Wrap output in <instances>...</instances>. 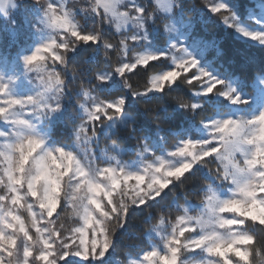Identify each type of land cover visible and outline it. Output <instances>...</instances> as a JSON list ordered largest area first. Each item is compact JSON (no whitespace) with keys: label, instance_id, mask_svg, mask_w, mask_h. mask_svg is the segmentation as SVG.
Segmentation results:
<instances>
[{"label":"snow or ice","instance_id":"6c2138e0","mask_svg":"<svg viewBox=\"0 0 264 264\" xmlns=\"http://www.w3.org/2000/svg\"><path fill=\"white\" fill-rule=\"evenodd\" d=\"M112 2L115 3V0ZM35 3L38 4V0H35ZM118 4H115L114 8H107L96 3L91 9L92 12L96 13L97 9H103V17H99L97 23L102 24L105 18L111 20L116 17L121 24L132 22L138 30H143L144 22L149 19L146 9L133 4L130 11L119 13L117 11ZM204 6L209 7L214 14L222 16L223 21L229 26H236L235 13L225 3L209 0V4ZM45 14L57 29L58 38H53L51 42L45 43L36 48L32 54L24 57L25 65L29 66L30 71L33 65L39 69L37 79L43 86V90L35 96L18 99L8 95L9 85L0 80V119L8 121L14 126L16 137L13 141L4 143L7 145L6 149L0 146V152L3 153L0 154V165L3 166L0 184H3L6 189L4 194H0V212L4 216V219L0 220V264H9L8 257L13 250L20 246L16 237H9L4 229L19 231L24 234L26 242L32 239L15 207L21 205V201H24L25 197L32 199L31 203H26V201L25 203L26 208L34 217L33 229L37 233L41 231L39 227L41 217L36 215L37 210L34 206L38 205V210L42 215L51 218L61 205V192L66 180L71 182L72 195L63 197L65 204H71L75 208L73 201L77 198V194L86 191L89 213L81 218L78 225L72 228L66 237L62 238L59 232L55 233V240L46 236L42 240L43 249L40 253L36 254L30 248L24 247L23 255L26 264H32L33 258H36L39 264H59L61 260L73 254L85 260L89 257L102 258L112 247L113 238L103 231L101 234L107 242L102 243L101 248L92 251H89L85 246V238L89 235L90 229L97 227L103 229V221L99 219L97 209L103 210L102 214L105 218L111 215L104 208V203L111 200L117 190L124 186L122 182H140L136 185L137 190L142 188L145 183L147 184L150 189L149 198L138 197L133 206L139 207L161 196L171 184L183 183L186 174L197 164L208 167L209 162H213L206 159L210 157L218 159V166L215 169L208 167L209 172L218 181H230L234 184V195L232 198L221 199L212 190L211 184H205L208 191L203 193L205 197L202 201L204 212L196 216H188L187 210H185L184 215L178 216L177 227L167 239V251L161 252L156 249L147 251L144 253L143 260L147 264H183L182 250L204 249L207 254L217 258L208 261V264H254V257L250 259V249L260 242L261 234H264V216L261 215V212H264V127L260 128L258 137H252L246 141H241L240 137L241 130L247 124L259 122L264 125V112L255 116L252 121L244 119L209 121L206 126L213 130L211 140L200 142L187 139L181 141L174 151L169 152L172 157L183 158V162L179 166L165 167L164 159L153 153L152 161L142 172L124 173L111 166L98 169L101 180L97 183L91 178L89 166L78 159L72 151L65 150L63 147L44 150V139L35 132L34 125L28 119L22 118L21 115V113H26L34 118L47 119L51 114L62 109L63 105L59 103H44L43 100L48 93L65 90L67 73H71L74 79L81 75L74 70H69L71 64L68 62L70 53L74 52L81 44L102 42L105 49L104 55L112 64V71L124 78L126 88L134 96L147 95L153 91L163 93L170 85L181 80L182 73H191L190 76H183L182 81L190 86L194 85L193 80L200 81L204 95L213 93L215 89L217 94L229 98L233 103L244 104L250 101L244 100L239 94L234 96L235 89L225 90L221 87L225 81L200 67L199 60L188 53L186 45L181 41L173 42L167 53L159 55L139 53L133 61L121 60L118 66L113 67L110 53L114 52L118 45L105 39L100 28L84 31L80 26L73 24L74 17L70 16L68 12H62L52 0H49ZM166 20L168 19H162L161 25L167 29V25L164 24ZM170 31H174V27ZM239 31L243 32L245 36L264 43V33L248 32L243 28H240ZM147 39L146 34L134 32L131 36H125L120 44L127 52L129 51V40L138 42L147 41ZM173 53H182L185 58L181 59L174 69L164 71L162 75L151 76L150 80L144 84L143 90H140L139 86L134 87L129 82L126 74L132 73L138 65L147 67L150 61L167 58ZM92 76L95 83H88V85L93 91H96L99 84L107 82L110 73L104 70L94 71ZM82 95L88 98L87 103L79 104L86 119L76 128L75 135L78 141L91 145L99 142L97 125L101 127L102 121L123 116L126 99L89 97L87 92H82ZM169 98L183 109L195 110L200 107L199 104L192 103L182 96L169 93ZM150 105H155V108H150ZM142 106L145 110H150L149 112L153 110L158 112L163 107L162 104H144ZM201 122L204 123V118L201 119ZM4 135L3 132H0V136ZM256 141L261 143L258 144L251 156H246L243 161L234 162L231 155L233 149L243 153L241 143L253 144ZM144 143L145 152H150L148 142ZM149 170L152 172L151 178L146 175ZM21 191H23V195ZM112 202L114 203V201ZM5 205L6 209L3 207ZM66 210L67 208L64 207L63 212ZM57 216H59L58 213ZM127 217V210L117 212L112 216L117 220L119 229L127 223ZM94 219L96 223L93 222ZM248 221L252 223H247ZM257 224L261 227L253 232ZM249 225L253 226L252 230H248ZM234 228L231 241L222 238L220 230ZM197 231L201 234L194 236L193 233ZM185 233H192V235L186 237ZM57 243L60 244L59 248L56 247ZM241 245L246 247L242 248Z\"/></svg>","mask_w":264,"mask_h":264},{"label":"trees","instance_id":"16d2710c","mask_svg":"<svg viewBox=\"0 0 264 264\" xmlns=\"http://www.w3.org/2000/svg\"><path fill=\"white\" fill-rule=\"evenodd\" d=\"M178 1L184 20L194 21L189 42L199 44L203 48L199 61L200 66L205 65L220 76L225 81V84L221 86L225 90H228L234 83L241 93L254 95L257 87L264 80V43L241 38L234 27L223 21L222 16L214 14L209 7L204 6L208 4V0ZM232 2L235 4L239 19L247 25L255 24L250 17L252 13L259 12L261 6L264 5V0H232ZM148 7L153 9L151 1L148 2ZM99 17H103L102 11L95 18H87L83 14L77 13L75 19L84 31L100 28L105 39L118 45L117 49L110 53L113 67L118 66L121 60L133 61L139 53L149 48L166 49L169 44L171 37L164 32L161 25L152 33L149 43L144 40L129 41V51L123 58V46L120 42L125 36L131 35L132 29L118 32L107 18L103 20L102 24L97 23ZM157 19L161 23L163 17ZM104 50L102 42L88 43L81 44L74 52L70 53L69 70H74L81 75L74 79L71 73H67L65 90H61L57 102L63 107L47 118L50 128L48 145L70 148L79 157L81 156L82 160L85 161L87 157L97 167L114 164L118 157L125 162L135 161L140 156H143L146 161H152L153 153L156 156H162L166 152L174 150L181 141L199 139L209 121L229 114L233 108L230 99L217 94L215 89L211 94L201 93L203 88L200 87V81L193 80V86L184 83L183 76H190L191 73H182L181 80L170 85L163 93L153 91L147 95L134 96L126 88L124 78L112 71V64L105 57ZM170 62L169 56L157 61H150L147 67L138 65L137 69L126 75L134 87L139 86L140 90H143L144 84L150 80L151 76L166 71L170 67ZM103 70L110 73V78L107 82L99 84L96 91H93L88 85V83H95L92 73ZM82 92H87L89 97L126 99L123 116L102 121L101 127L97 125L99 142L91 145L78 141L75 135L76 128L86 119L79 104L87 103L88 98L83 96ZM169 93L182 96L192 103L199 104L200 107L195 110L183 109L169 98ZM144 104H162L163 107L158 112L155 110L149 112L150 110H145L142 106ZM149 107L154 109L155 105ZM202 118H204V123L201 122ZM145 141L148 142L150 148L148 153L145 152ZM206 159L213 161L209 162V168L215 169L218 166L216 157ZM208 167L197 164L186 174L183 183L171 184L161 196L139 207L133 206L138 197L149 198L150 191L147 189V184L143 186L142 190H137L135 182L132 181V184L123 183L124 186L117 190L114 197L104 203V208L111 214L107 218L103 217L102 220L104 231L113 238V244L109 251L102 258L90 257L84 262L68 256L59 264H131L133 260L139 259L154 245L161 243L154 234L155 230L171 231L176 226L178 216L185 214L189 204L192 205L190 211L194 214L199 211L203 205L202 201L205 199L203 193L208 191L205 184L226 186L229 183L215 179ZM66 185L64 184L61 192V205L57 209L59 216L54 213L48 219L53 240L56 239V232H59L62 238L66 237L81 220L77 215V210L71 204L66 205L63 201V197H69ZM5 192L6 189L0 184V194ZM64 207L67 208L65 212H63ZM125 210L128 212L127 223L119 229L117 220L112 216ZM19 213L32 236L33 252L38 254L42 251L43 244L40 241L39 233L33 229V217L27 208H20ZM247 223L252 222L248 221ZM259 227L261 226L257 224L253 229V226L249 225L248 230L253 229L255 232ZM101 239L104 243L107 242L103 235ZM103 242H100L98 247L101 248ZM18 245H22V239L18 241ZM257 245L259 247L255 252L250 249V259L254 257V261H261L264 264V234H261L260 242H257ZM56 247L59 248L60 244L57 243ZM32 264H39V261L33 258Z\"/></svg>","mask_w":264,"mask_h":264},{"label":"rangeland","instance_id":"374dc122","mask_svg":"<svg viewBox=\"0 0 264 264\" xmlns=\"http://www.w3.org/2000/svg\"><path fill=\"white\" fill-rule=\"evenodd\" d=\"M151 1L153 3V9L148 7V2ZM53 3L56 4L58 8L62 12H68L70 16L74 17L73 24L79 26L75 17L77 13L83 14V16L87 18H95L100 11L103 13V9H97V12L94 13L91 11L92 7L96 3H100L102 7L114 8L115 4H118L117 11L119 13H124L126 11H130L133 4H137L139 7H144L148 12L149 19L144 22L143 30H138L137 26L128 22L125 24H121L119 19L113 17L110 22L112 23L114 29L118 32L127 31L132 29L131 35L135 32L137 34H146L148 39L146 42H150L152 39V33L161 26L159 20L157 18L163 17V19H168L164 24L167 25V29H164V32L170 36V41L166 49H153L149 48L143 51L140 54H155L159 55L161 53H167L171 49V45L173 42L181 41L183 42L187 49L188 53L192 56H195L199 61L201 55L203 53V48L199 44H195L194 42H189V36L191 34V30L194 24L193 20H184L183 13L178 0H115V3L112 0H52ZM218 2L225 3L230 9H232L236 16V26L234 27L237 31V34L246 40L259 42L258 40L252 39L248 36H245L243 32L239 31L240 28L245 29L248 32H261L264 33V5L261 6V9L257 13H252L251 19L255 24L247 25L244 24L240 19L238 14L236 13L235 4L232 0H218ZM49 4V0H40V5L35 3L34 0H0V80L9 85L8 95L22 99L28 96H35L37 93L43 90V86L40 84V81L37 79L39 75V69L36 68L35 65L31 66V71L29 70V66L25 65L24 57L32 54L36 48L41 47L45 43L51 42L53 38H58L57 29L50 23L48 17L46 16V8ZM209 4V0H208ZM119 25V26H118ZM174 27V31H170ZM129 35V36H131ZM130 41V40H129ZM132 42V41H131ZM139 42V41H138ZM129 43V42H128ZM126 53L124 48L122 50V57H126ZM171 58L170 67L166 70H172L176 67V64L183 58H185L182 53H173L169 56ZM210 72L213 76L222 79L217 74L213 73L207 66H200ZM163 73L159 74L162 75ZM229 89H235L233 95H241V97L250 101L244 104L231 103L233 108L231 112L223 117H217L213 120H223V119H244L247 121H252L253 118L257 115H260L261 112H264V80L260 83V86L257 87L254 95H247L241 93L234 83L231 84ZM228 89V90H229ZM61 93H48L45 95L43 102L57 104L58 95ZM203 93V89L201 90ZM22 118L28 119L31 124L34 125L35 132L39 135V137L44 139V150H55L58 147H53L48 145L47 140L49 139V126L48 119H40L38 117H33L26 113H21ZM212 121V120H211ZM264 125H261L259 122L249 123L245 126L244 129L241 130V141H246L252 137L259 136V130ZM0 132H3L5 135L0 136V146L3 148H7V145L4 143H8L16 139L15 137V128L14 126L4 120L0 119ZM213 136V130L210 127H205L201 132V137L197 140L191 139L193 141H206L211 140ZM260 141H256L253 144L241 143V147L243 148V153L235 151L231 153L234 162L243 161L246 156H251L253 152L256 150ZM65 150L72 151L78 159L79 157L73 150L67 147H63ZM175 150V149H174ZM172 150V151H174ZM170 152V151H169ZM169 152L160 156L165 161V167L174 168L175 166H179L183 162V158L172 157L169 155ZM83 153V151H82ZM85 153V152H84ZM0 154H3L0 152ZM86 155V154H85ZM104 157H107L103 155ZM86 157V156H85ZM84 161L86 165L90 168L91 178L95 180L97 183L100 182L101 178L98 173V169L106 168L111 166L119 171L124 173H136L142 172L145 168L148 167V164L151 161H146L143 156H140L137 160L132 162H125L118 158L115 159L114 164H109L103 167H97L92 164L88 158H85ZM158 163L159 161H155ZM3 173V166L0 165V174ZM146 175L151 178L152 172L149 170ZM6 179V176H5ZM66 179V178H65ZM107 182V180H105ZM226 186H222L221 184H211L212 190L217 194V196L221 199L232 198L235 193V185L228 181ZM126 184H132V181L122 182ZM140 182L136 181L135 185H138ZM64 184H67V192L69 196L72 195V186L71 182L65 181ZM146 184V183H145ZM3 187L4 185L1 184ZM5 188V187H4ZM143 188V187H142ZM140 188L139 190H142ZM147 189H149L147 187ZM150 191V189H149ZM23 195V191H21ZM103 199V198H102ZM31 203L32 199L29 197H25L24 201H21V205L15 206L16 212L18 215H22L19 213L20 208H26V203ZM75 204V209L77 210V215L81 219L84 215L88 213V200H87V192L81 191L77 194V198L73 201ZM6 209V205L3 206ZM35 210H37L36 215L41 217V221L39 227L41 231L39 232L40 241L47 236L52 238V233L50 230V225L48 223V219L46 216H43L42 213L38 210V205H35ZM192 205L189 204L187 207V215L188 216H196L204 212V205H202L194 214V212L190 211ZM101 209H97V215L99 219L103 220V214ZM230 215V214H225ZM261 215L264 216V212H261ZM33 217V216H32ZM3 213L0 212V220H3ZM34 220V217H33ZM24 221V219H23ZM96 223V220L93 221ZM177 225L171 230L166 231L165 229L155 230L154 234L157 238L160 239L161 243L158 245H154L150 250H158L161 252L167 251L166 242L168 237L172 234V232L176 229ZM234 229H222L221 236L223 239L227 241H231L233 239ZM9 237H16L19 241L22 239V245L18 246L14 252L8 257L9 264H26L23 248L28 247L30 250L32 249V239L29 242H26V238L24 234L19 231H12L11 229H4ZM103 229L97 227L96 229H90L89 235L85 238V246L89 251L93 249H98L100 242L102 241V232ZM190 233H186L185 235L189 236ZM201 233L197 231L193 233L194 236H198ZM192 235V233H191ZM104 243V242H103ZM240 247L243 248V245ZM148 250V251H150ZM147 252V251H146ZM70 257L84 262L85 259L81 257L73 255H69ZM144 254L139 258L132 261L131 264H147L143 260ZM90 258V257H89ZM31 259V258H30ZM181 259L183 264H208V261L215 260L217 258L210 256L206 253L204 249H197L195 251H185L182 250Z\"/></svg>","mask_w":264,"mask_h":264},{"label":"clouds","instance_id":"9594fccd","mask_svg":"<svg viewBox=\"0 0 264 264\" xmlns=\"http://www.w3.org/2000/svg\"><path fill=\"white\" fill-rule=\"evenodd\" d=\"M34 2H35V0H34ZM38 4L40 5V0H38ZM163 27V26H162ZM164 29H166L165 27H163ZM259 247V245H255L251 250L253 251V252H255L256 250H257V248ZM254 264H262V262L261 261H254Z\"/></svg>","mask_w":264,"mask_h":264}]
</instances>
